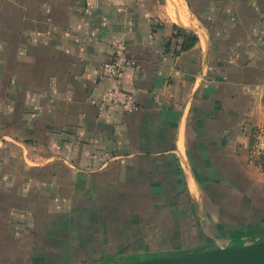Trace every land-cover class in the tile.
Instances as JSON below:
<instances>
[{"label": "crops", "instance_id": "obj_1", "mask_svg": "<svg viewBox=\"0 0 264 264\" xmlns=\"http://www.w3.org/2000/svg\"><path fill=\"white\" fill-rule=\"evenodd\" d=\"M19 2L0 14V261L50 219L132 261L264 240V0ZM120 46L132 112L104 101Z\"/></svg>", "mask_w": 264, "mask_h": 264}, {"label": "rangeland", "instance_id": "obj_2", "mask_svg": "<svg viewBox=\"0 0 264 264\" xmlns=\"http://www.w3.org/2000/svg\"><path fill=\"white\" fill-rule=\"evenodd\" d=\"M9 1L20 3L19 0H0V14L4 13ZM161 216L164 217L165 215ZM54 222L59 221H52L51 219L45 220L36 226V228L24 231L23 234H28L27 245L23 247L12 246L13 250L9 247L7 253L10 258L7 257L8 260H4V258L0 261V264H129L135 262L128 259L129 251H133L134 247L129 249L124 247L125 250L122 251L121 247L119 250V247L113 246H79L76 245L79 237L75 236L74 227L70 226L72 223L59 222L62 226L60 229H50L54 225ZM59 223H55L54 226L58 227L57 225ZM48 225L49 227H47ZM18 236L22 237V233L19 232ZM256 237L259 236H254L251 239L247 238L245 240L250 242H240L238 244L256 243L259 241L255 239ZM233 245L235 244H215L207 242L198 245L173 246L168 248L162 246H147L144 251L139 252L140 259L138 260L143 261L173 256L186 250H199L201 248H217L231 253ZM118 253L121 255H115ZM109 254L111 255V259H107Z\"/></svg>", "mask_w": 264, "mask_h": 264}, {"label": "water", "instance_id": "obj_3", "mask_svg": "<svg viewBox=\"0 0 264 264\" xmlns=\"http://www.w3.org/2000/svg\"><path fill=\"white\" fill-rule=\"evenodd\" d=\"M129 264H264V240L253 244H235L231 253L217 248H201Z\"/></svg>", "mask_w": 264, "mask_h": 264}, {"label": "built area", "instance_id": "obj_4", "mask_svg": "<svg viewBox=\"0 0 264 264\" xmlns=\"http://www.w3.org/2000/svg\"><path fill=\"white\" fill-rule=\"evenodd\" d=\"M134 65L135 61L126 56L123 46L118 47L112 59L103 65V75L115 81V84L105 93L104 101L107 105L116 106L124 112H132L138 108L134 96L123 90L118 84L121 74L128 67ZM2 141L3 138L0 136V144H3Z\"/></svg>", "mask_w": 264, "mask_h": 264}, {"label": "trees", "instance_id": "obj_5", "mask_svg": "<svg viewBox=\"0 0 264 264\" xmlns=\"http://www.w3.org/2000/svg\"><path fill=\"white\" fill-rule=\"evenodd\" d=\"M192 41H193V39H192Z\"/></svg>", "mask_w": 264, "mask_h": 264}]
</instances>
